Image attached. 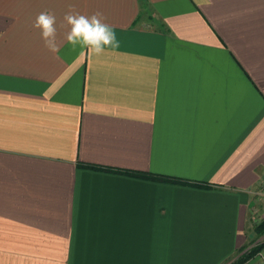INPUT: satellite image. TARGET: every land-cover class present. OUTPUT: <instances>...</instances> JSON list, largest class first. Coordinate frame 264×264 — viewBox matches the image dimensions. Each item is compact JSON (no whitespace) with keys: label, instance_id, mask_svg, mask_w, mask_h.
Wrapping results in <instances>:
<instances>
[{"label":"crops","instance_id":"1","mask_svg":"<svg viewBox=\"0 0 264 264\" xmlns=\"http://www.w3.org/2000/svg\"><path fill=\"white\" fill-rule=\"evenodd\" d=\"M263 175L264 0H0V264L231 263Z\"/></svg>","mask_w":264,"mask_h":264},{"label":"clouds","instance_id":"2","mask_svg":"<svg viewBox=\"0 0 264 264\" xmlns=\"http://www.w3.org/2000/svg\"><path fill=\"white\" fill-rule=\"evenodd\" d=\"M33 27L39 30L44 46L50 52L56 53L61 44L56 16L47 11L41 12L36 16ZM60 27L67 29L63 34V41L73 48L79 47L82 54L86 51L88 54L100 56L106 49L120 46L113 27L104 21L100 12L84 15L70 7Z\"/></svg>","mask_w":264,"mask_h":264},{"label":"trees","instance_id":"3","mask_svg":"<svg viewBox=\"0 0 264 264\" xmlns=\"http://www.w3.org/2000/svg\"><path fill=\"white\" fill-rule=\"evenodd\" d=\"M140 1H141V3L143 5H145L146 0H140ZM86 167L98 168V167H95V166H92V165L91 166L90 165H86ZM153 178L159 179V180H162V181L175 182V183H187V181H184V180H181V179H173V178H169V177H165V176H153ZM255 231H256L258 236H263L264 235V219H262L256 225ZM254 243H255V241H252V242L246 244L245 247H243L241 250H239L238 256L234 259V261H232L229 264H245L249 260H251L253 258V256L255 255L256 251L260 248L259 244H254ZM251 244H253V245L250 247Z\"/></svg>","mask_w":264,"mask_h":264},{"label":"built area","instance_id":"4","mask_svg":"<svg viewBox=\"0 0 264 264\" xmlns=\"http://www.w3.org/2000/svg\"><path fill=\"white\" fill-rule=\"evenodd\" d=\"M255 194L259 197V199H264V175L258 183V189L255 191ZM254 244H259L260 248L249 261H252V264H264V235L263 239L256 241Z\"/></svg>","mask_w":264,"mask_h":264},{"label":"rangeland","instance_id":"5","mask_svg":"<svg viewBox=\"0 0 264 264\" xmlns=\"http://www.w3.org/2000/svg\"><path fill=\"white\" fill-rule=\"evenodd\" d=\"M258 207H259L258 208V212H257L258 214L254 215V218L255 219L252 220V222L249 223L251 225L250 228H249L250 229V232H249L250 237L248 238L246 244H248V243H250L252 241H255L256 242L258 240L263 239V236H258L257 233H256V231H255V227L258 224V222H260L262 219H264V205H259ZM252 245L253 244H251L250 247ZM226 264H229V263H226Z\"/></svg>","mask_w":264,"mask_h":264}]
</instances>
